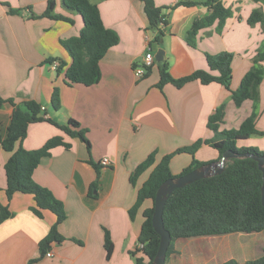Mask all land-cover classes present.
<instances>
[{
    "label": "crops",
    "instance_id": "obj_1",
    "mask_svg": "<svg viewBox=\"0 0 264 264\" xmlns=\"http://www.w3.org/2000/svg\"><path fill=\"white\" fill-rule=\"evenodd\" d=\"M89 1L98 7L104 27L119 37L118 44L101 59V78L92 86L68 85L65 79L71 58L60 42L80 34L83 21L78 13L56 0L52 14L71 20L68 22L42 16L48 0H0V96L16 105L35 101L45 108L42 112L47 118L73 131H84L90 143L88 151L79 138L46 121L28 126L21 144L26 150L39 149L54 137L67 144L51 148L33 173V180L62 203L66 215L57 227L62 242L53 243L49 250L52 256L42 258L38 244L55 224L56 216L47 210L41 211V217L34 215L32 195L16 193L7 199L5 163L10 154L0 146V206L7 207L12 214L0 224V264H28L35 259L34 264H135L142 211L152 207L151 201H145L134 218H130L138 190L165 155L213 137L207 124L220 107L223 117L218 131L238 129L246 118L256 114V134L238 141L237 146L264 152V76L256 102L246 100L236 107L231 99V91L238 88L264 44V17L254 25L247 23L253 10L264 14L261 3L220 0L231 15L194 32L191 36L194 46H190L187 33L195 20L210 14L209 8L205 5L172 8L179 2L195 0H153L156 7L164 8L162 14L167 24L162 26L158 47L151 52L155 56L158 49L164 51L172 78L209 71L206 54H233L229 89L199 81L188 82L181 88L168 83L159 89L156 61L142 78H137L133 71L156 36L149 29L143 3ZM54 61L59 62L61 69H53ZM54 90L58 92L57 109L52 106ZM12 109L10 104L0 109L2 135L10 123ZM70 120L76 121L79 128L70 127ZM151 153L155 154L154 165L131 184L132 172ZM102 158H108L110 165L102 166ZM193 159L207 164L217 162L218 152L202 145L193 157L188 153L176 154L169 163L171 173L178 175ZM234 235L177 239L175 253L165 264L250 260L241 256L251 252V248L242 236ZM231 237L238 241L240 251L236 254L240 257L232 252ZM215 238L220 240H210ZM106 240L112 244L109 258Z\"/></svg>",
    "mask_w": 264,
    "mask_h": 264
},
{
    "label": "trees",
    "instance_id": "obj_2",
    "mask_svg": "<svg viewBox=\"0 0 264 264\" xmlns=\"http://www.w3.org/2000/svg\"><path fill=\"white\" fill-rule=\"evenodd\" d=\"M55 1L48 0L46 10L42 16L71 22L68 18L52 14ZM140 1L143 3L149 29L156 32L154 40L150 43V48L153 49L154 47L155 49L163 36L162 26L167 24L162 14L164 8L156 7L153 0ZM252 1L261 3L264 6V0ZM61 2L66 9L78 13L83 21V28L77 37L60 42L71 58V63L65 71L66 83L68 85L92 86L98 83L101 78L99 68L101 59L110 48L118 44L119 37L116 32L104 27L98 7L89 0H61ZM198 5L207 6L210 14L193 22L186 37L190 46H194L191 37L194 32L212 24L215 20L222 22L231 15V12L222 6L220 0L179 2L172 8ZM263 17L264 14L255 9L249 15L247 23L254 25L261 22ZM205 58L209 71H195L190 76L180 79H174L170 76L168 64L165 60L157 63L159 72L157 87L162 89L165 84L170 83L176 88H181L188 82L199 81L204 85L218 83L229 89L233 54L220 52L214 55L206 54ZM259 63L264 65V44L256 55L253 66L241 79L238 88L231 91V99L236 107L242 105L246 100L253 102L258 100V87L264 76V67ZM150 69H147L145 75L149 73ZM211 72H218V75H213ZM5 104H10L13 107L5 135H2L0 130V146L10 154L5 163L6 187L4 191L6 197L10 200L16 193L32 195L35 206L31 208V211L34 215L41 217V211L47 210L56 216L55 224L38 244L40 258H42L50 250L53 243L62 242L63 237L58 233L57 227L64 221L66 215L62 203L49 190L41 187L33 180V173L40 164V160L49 155L51 148L59 145L67 146V144L60 137H54L39 149L26 150L21 144L26 137L28 126L32 123L46 121L59 127L69 136L79 138L86 145L88 151L90 150V143L85 138L84 131L79 130L76 132L68 126H60L53 122L47 118L46 113L41 111V106L33 100L25 101L22 105H16L13 100H6L0 96V109ZM58 104V92L54 90L52 94L54 109L58 108ZM222 117L223 108L220 107L214 115L209 117L207 124L208 129L213 132V137L208 140H197L189 146L179 148L175 152L165 155L152 168L147 180L138 190L135 204L129 211L130 218H134L145 201H151L152 207L142 211L143 222L137 243L144 244V247L141 250H136L135 264H151L159 246V236L154 232L151 221L158 187L168 179L185 175L207 164L193 159L190 165L178 175H173L169 163L174 155L188 153L193 157L202 145H208L218 152L217 161L226 151H232L235 154L250 153L264 157V152H260L255 148L237 146L238 141L256 134V114L252 113L238 129L218 131V123L221 122ZM68 123L74 129L79 128V124L74 120H70ZM154 162L155 154L151 153L136 166L130 176V183L135 184L137 178L150 169ZM262 182V173L259 171L255 160L251 158H234L226 162L221 174L195 181L175 190L168 197L163 211L164 228L171 236L166 260L172 253H175L174 243L177 239L263 232ZM11 216L12 214L7 207L0 206V224ZM105 249L106 258H109L112 252V244L109 240H106ZM36 261V259L31 260L28 264H34ZM221 264H264V249L262 255L255 259L243 263L235 259H229Z\"/></svg>",
    "mask_w": 264,
    "mask_h": 264
},
{
    "label": "water",
    "instance_id": "obj_3",
    "mask_svg": "<svg viewBox=\"0 0 264 264\" xmlns=\"http://www.w3.org/2000/svg\"><path fill=\"white\" fill-rule=\"evenodd\" d=\"M154 59L157 63L162 62L164 60V51L158 49ZM234 158H251L257 162L258 169L262 173L261 203L264 206V157L262 156L250 153L235 154L232 151H226L217 162L202 165L185 175L164 181L158 187L154 200V212L151 221L154 232L159 236V246L151 264H165L166 253L171 243L170 233L164 228L163 222V211L168 197L175 190L181 189L195 181L221 174L226 162Z\"/></svg>",
    "mask_w": 264,
    "mask_h": 264
},
{
    "label": "rangeland",
    "instance_id": "obj_4",
    "mask_svg": "<svg viewBox=\"0 0 264 264\" xmlns=\"http://www.w3.org/2000/svg\"><path fill=\"white\" fill-rule=\"evenodd\" d=\"M151 49V48H150ZM152 51V49H151ZM243 238L245 244L247 245L248 248H251L250 251L251 252H247L245 256H241L242 259H253V258H257L259 257V255L262 254V249L264 248V232L262 233H254V234H242V235H234V237H241ZM234 237L230 238V245H231V249L232 252H234V254L239 253L240 248L237 245L238 241L237 239L235 240ZM210 240H217L219 241L220 238H215V239H210ZM217 243V245L222 244L221 242H214ZM237 257H240L239 254L235 255ZM223 259V258H220Z\"/></svg>",
    "mask_w": 264,
    "mask_h": 264
},
{
    "label": "built area",
    "instance_id": "obj_5",
    "mask_svg": "<svg viewBox=\"0 0 264 264\" xmlns=\"http://www.w3.org/2000/svg\"><path fill=\"white\" fill-rule=\"evenodd\" d=\"M154 62H155L154 56L151 52V49L149 48L147 50L146 54L144 55L142 62L139 65L134 66V69H133L134 75L137 78L144 77L147 69L151 68L153 66ZM52 67H53V69H57L59 67V62H57V61L52 62ZM44 109H45L44 107H41V111H44ZM101 165L102 166L110 165V160L108 158H102ZM143 247H144V244H142V243H137V245H136V248L140 249V250ZM51 256H52V253L50 251H47L45 253V257H51Z\"/></svg>",
    "mask_w": 264,
    "mask_h": 264
}]
</instances>
